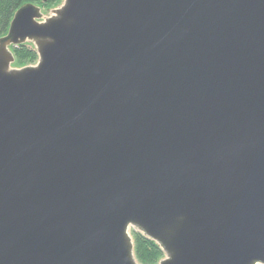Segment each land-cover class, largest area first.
Segmentation results:
<instances>
[{
    "label": "water",
    "instance_id": "1",
    "mask_svg": "<svg viewBox=\"0 0 264 264\" xmlns=\"http://www.w3.org/2000/svg\"><path fill=\"white\" fill-rule=\"evenodd\" d=\"M133 230L264 264V0L26 3L0 37V264H141Z\"/></svg>",
    "mask_w": 264,
    "mask_h": 264
},
{
    "label": "trees",
    "instance_id": "2",
    "mask_svg": "<svg viewBox=\"0 0 264 264\" xmlns=\"http://www.w3.org/2000/svg\"><path fill=\"white\" fill-rule=\"evenodd\" d=\"M63 0H0V37L7 33L15 12L26 3H33L42 7L43 11L58 6ZM15 54L14 66L22 67L37 62L38 54L32 44L26 43L12 47ZM135 254L141 264H157L163 252L158 245L142 234L132 231Z\"/></svg>",
    "mask_w": 264,
    "mask_h": 264
},
{
    "label": "rangeland",
    "instance_id": "3",
    "mask_svg": "<svg viewBox=\"0 0 264 264\" xmlns=\"http://www.w3.org/2000/svg\"><path fill=\"white\" fill-rule=\"evenodd\" d=\"M45 13L48 12V11H44ZM36 63V62H35ZM35 63H32V64H35ZM164 257V253H163V256L162 258ZM160 261V260H159ZM159 261L157 262V264L159 263Z\"/></svg>",
    "mask_w": 264,
    "mask_h": 264
}]
</instances>
